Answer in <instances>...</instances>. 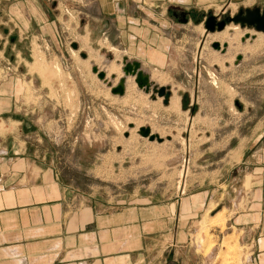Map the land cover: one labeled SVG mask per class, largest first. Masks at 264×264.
Returning <instances> with one entry per match:
<instances>
[{
  "label": "rangeland",
  "instance_id": "rangeland-1",
  "mask_svg": "<svg viewBox=\"0 0 264 264\" xmlns=\"http://www.w3.org/2000/svg\"><path fill=\"white\" fill-rule=\"evenodd\" d=\"M256 7L263 9L264 0L174 12L177 19L183 21L177 13L186 12L192 20L180 28L179 40L165 39V64L148 71L153 85L171 90L168 103L140 88L133 76L124 94L112 93L92 67L107 72L115 85L124 74L123 55L111 61L110 52L78 36L44 46L36 41L31 50L27 42L14 47L13 36L5 46L0 35V94H12L5 117L23 137H41L45 148L59 145L60 153L84 161L91 176L78 180L123 206L180 203L205 193L203 210L182 228L188 242L168 255L167 264H249V251L230 220L233 188L240 185L232 163L264 114V32L233 21L225 28H235L228 38L216 40L226 30H207L205 18L214 14L221 20ZM215 41L222 49L213 47ZM111 63L118 64L114 74L108 72ZM142 126L163 141L142 136Z\"/></svg>",
  "mask_w": 264,
  "mask_h": 264
},
{
  "label": "crops",
  "instance_id": "crops-1",
  "mask_svg": "<svg viewBox=\"0 0 264 264\" xmlns=\"http://www.w3.org/2000/svg\"><path fill=\"white\" fill-rule=\"evenodd\" d=\"M227 1L249 0H0V35L5 46L13 36L14 47L27 42L31 50L36 41L44 46L78 36L110 52L111 61H119L118 54L139 61L147 73L165 64V39L179 40L180 28L192 20L177 19L175 11ZM11 101L12 94H0V264H167L168 255L184 247L182 228L203 210L204 191L180 203L114 202L78 180L91 173L73 153L14 131L5 117ZM232 171L240 185L233 188L230 220L249 264H264V114Z\"/></svg>",
  "mask_w": 264,
  "mask_h": 264
},
{
  "label": "water",
  "instance_id": "water-1",
  "mask_svg": "<svg viewBox=\"0 0 264 264\" xmlns=\"http://www.w3.org/2000/svg\"><path fill=\"white\" fill-rule=\"evenodd\" d=\"M187 17L183 19L184 22H187ZM200 20L198 19L197 22ZM240 23L242 26L254 27L257 31L264 32V8L256 7L254 9L246 8L241 9L236 15L226 16L224 19L219 20L216 15L209 14L205 18V28L209 31H215L216 29L222 31L229 22ZM227 43L223 44L224 48L227 47ZM73 48H78L77 43H72ZM213 47L215 49H222V45L219 41L213 42ZM224 50V49H223ZM83 57H86V53H81ZM124 76L120 79V81L113 85L112 82L107 80V73L105 71L99 70L97 66H93L92 70L97 76L105 80L109 86H111V91L114 94H124L126 90V78L129 76H133L135 78L136 83L140 88H143L147 93L153 92L152 97L156 98V94L158 97H163L164 102L168 103L171 97V90L166 86H158L153 85L150 80V75L146 73L141 66V63L137 60L128 61L124 60ZM114 78V76H113ZM140 134L144 137L149 138L150 140H158L163 141V137L159 134L152 132L150 127L142 126L139 130Z\"/></svg>",
  "mask_w": 264,
  "mask_h": 264
},
{
  "label": "bare ground",
  "instance_id": "bare-ground-1",
  "mask_svg": "<svg viewBox=\"0 0 264 264\" xmlns=\"http://www.w3.org/2000/svg\"><path fill=\"white\" fill-rule=\"evenodd\" d=\"M239 27V26H238ZM238 27H236V28H238ZM226 28V27H225ZM224 28V29H225ZM223 29V30H224ZM231 29H235V28H228L224 33L222 32V34H217V35H215L214 36V38L216 39V40H219L220 38H224V37H226V39L228 38L227 36H228V33H229V31L231 30ZM235 31V30H234ZM233 31V32H234ZM237 31H235L234 32V34L236 35L237 33H236ZM259 32H261V31H259ZM239 33V32H238ZM248 34V33H247ZM230 35V34H229ZM230 37V36H229ZM249 37H250V35H249ZM232 38V37H231ZM235 38V37H234ZM233 38V39H234ZM225 39V38H224ZM230 39V38H229ZM233 39H231V40H233ZM223 40V39H222ZM227 43V42H226ZM228 44V43H227ZM229 46V45H228ZM235 46V45H234ZM254 46V45H253ZM246 47H249L248 45L246 46ZM255 47V46H254ZM240 48V47H239ZM249 48H251V47H249ZM252 49V48H251ZM239 50H241V49H239ZM117 66H118V64L116 65V63H111L109 66H108V72L109 73H111V74H114V73H116V71H117ZM121 69H123L122 67H121ZM122 72H123V70H122ZM107 73V72H106ZM124 76V74L122 75V77ZM113 77V76H112ZM122 77H120V79L122 78ZM108 78V77H107ZM115 78V77H114ZM127 78H129V77H127ZM127 78H126V81H127ZM120 79H119V81H120ZM118 81V82H119ZM125 85H126V83H125ZM150 93H153V92H150ZM176 99H177V97H176ZM177 101V100H176ZM174 102H175V100H174ZM173 102V103H174ZM173 105V104H172ZM177 106V105H176Z\"/></svg>",
  "mask_w": 264,
  "mask_h": 264
},
{
  "label": "flooded vegetation",
  "instance_id": "flooded-vegetation-1",
  "mask_svg": "<svg viewBox=\"0 0 264 264\" xmlns=\"http://www.w3.org/2000/svg\"><path fill=\"white\" fill-rule=\"evenodd\" d=\"M178 16H180L181 18H184L187 17L188 19V14L186 12H181V13H177Z\"/></svg>",
  "mask_w": 264,
  "mask_h": 264
}]
</instances>
